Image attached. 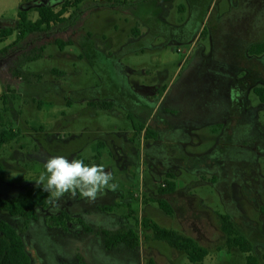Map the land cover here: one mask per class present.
<instances>
[{"label":"rangeland","instance_id":"374dc122","mask_svg":"<svg viewBox=\"0 0 264 264\" xmlns=\"http://www.w3.org/2000/svg\"><path fill=\"white\" fill-rule=\"evenodd\" d=\"M31 1L25 0V2ZM242 4L243 7L239 9ZM181 6L186 7V13L179 10ZM20 7L21 0H0V9L5 19H13ZM257 7L264 9V0H169L168 2L167 0H129L126 4L122 0L87 1L76 12L78 21L75 26L63 32H58L56 29V33L51 34L49 38H43L42 42L36 46L39 47L42 43L46 45L43 58L25 64L28 56H33L38 49H31L27 56L19 54L15 57L10 55V59L3 58V61L0 62V83L3 88L7 87V83L12 86L17 84L13 81L12 76L5 78L6 76L3 75L5 73L17 74L19 71L15 72V69H20L25 73L56 69L63 72L64 75L59 77L62 83L61 87L42 85L34 91L12 87L13 90L14 88L19 89V95L14 97L10 95L7 100L1 99L0 131L12 128L18 133V137L6 144L0 154V164L6 170L5 174L0 176V197L12 199L25 193L31 187L37 186L36 181L45 173L44 165L47 159L61 155L69 160L81 157L85 160V164L89 165L93 163L99 165V160L105 170L112 167L114 173L111 174L114 179L111 183L117 185L116 190L113 191L115 193L123 192V194L130 195L132 191L139 192V187L143 182L146 183L149 196L156 198L161 189L160 185L163 184L155 177L154 173H157V168L145 160L144 154L141 152L139 138L131 144L139 162H132L130 158H127L123 164L122 158L125 156L126 147L121 144L115 147L114 145L113 147L109 146L107 138L98 132L99 129L103 131L119 129L123 133L132 130V120L127 116L128 112L132 110L130 107L132 100L126 97L123 99L117 94V100L123 99L120 103L121 107L117 108L119 114H113L108 109L97 107L94 108L97 110L95 115L87 104H80L86 100L79 97L81 92L96 90V87H109L108 78L114 77V67H120L117 66L116 61L119 59L118 56L115 57L116 60L112 58L105 60L94 54L88 46L86 47L83 34L91 32L95 40L104 38L111 40L118 51H123V58L126 60L125 66L143 75L140 82L135 83L138 88L141 85L143 87L150 86L157 80L169 82L191 48L190 43L178 41L184 38V34L176 29L182 27L187 33L194 32L197 20L191 21L193 17L207 16L208 20L211 18V22L207 25V36L203 37L195 46V51L181 69L180 76L174 85L179 90L176 91L175 98L178 100L179 94L182 98V93L179 92L184 87H190L193 90L194 94L190 96L186 94L181 102L183 107L191 111V115L199 117L197 121L189 125L191 140L186 148L188 154L185 156L181 153L182 146H178L170 151L171 157H167L164 150L163 154L165 155L162 154L161 159L176 160V166L185 180L182 181V184L185 183L186 188L192 187L193 194L197 193L201 198L203 207L217 213V215L214 212L211 213V217H209V213L201 215L207 224L208 245L206 248L210 250V254L204 263H192L184 251L175 257V250L167 241L155 238L146 239L144 227L140 236L145 248L157 250L166 259V264H247L248 254L238 248L229 250L225 247L226 237L224 232L222 237L220 231L221 216L228 214L237 229L240 228L254 243L255 251L251 254L257 258L259 264H264V178H261L257 172L259 170L264 175V104L253 90V87H264V68L260 70L257 67L252 54L238 53V49L242 46L238 45L235 37L229 33L223 34L218 40L219 48L222 47L221 53L218 54L215 49L216 22L223 19V22L239 23L244 19L258 18L260 10L256 9ZM194 11L196 13H193ZM153 20L156 21L158 39L154 40L146 35L138 38L141 32L146 31L144 25L147 22L153 23ZM5 22V26L14 25L11 20H5ZM154 31L156 30L152 29L151 33ZM56 39L76 40V43L67 46L64 52L55 43ZM132 40L141 41V47L132 44ZM36 41L34 37H30L24 43L29 46L36 44ZM167 47L170 48V53L175 55V60L168 64H157L156 57L159 61L162 52ZM10 51H14V49ZM201 54L208 61V67L204 71L200 61ZM246 56L249 58V67L255 73L254 85L251 87H244L250 77L249 73H246ZM229 71L230 78L228 77ZM155 73L157 74L155 75ZM193 75L195 76L194 81L191 80ZM201 75L204 76V79ZM48 76L55 78L52 73L45 77ZM222 79H225V82H221ZM232 83L234 86L236 83L238 87V98L240 100L244 98L247 102L245 107H248L246 111L248 115L245 119L241 116V112L246 110L245 107L242 108L238 105L234 111L222 104L226 101L227 91L233 93V90L236 89V87H232ZM223 85L225 86L223 87ZM152 94L153 102L160 99L161 92ZM80 96H88V94ZM188 99L190 100L188 101ZM229 101L230 97H228ZM216 106L220 111L215 109ZM50 110L57 112L56 116L45 113ZM214 116L232 122L230 136H224L221 130H218L219 127H213L212 122H206L207 118ZM63 118L70 121L66 125L68 127L64 136L60 135V130L56 129L59 121ZM73 119H79V122ZM49 120L51 124H44ZM40 125L44 126L45 135L50 137V145L44 148L41 147L44 136L38 138L34 135L22 134L24 130L26 132V127L34 131L35 127ZM118 136L120 137V135ZM64 137L67 139H63ZM103 142L107 145L104 155L102 158L100 156L101 160L100 158L95 160V156L101 150L99 144ZM178 142L183 144L180 139ZM83 146L84 148H82ZM131 165L132 168L128 170ZM244 165L251 168L252 172L249 177H241L239 179L240 186L236 189L239 178L237 177L236 183L222 195L223 188L227 187L229 183V173H232L236 167ZM206 169H214L222 173L223 180L219 187H214L213 183L204 177L195 175V171ZM104 190L111 191L110 189ZM129 199L131 200V198ZM81 202L83 203L81 204ZM106 202L110 201L104 193L95 202H89L79 192L75 196L67 193L58 199L55 208L46 211L39 210V219L30 224L25 219L14 217L4 211H0V220L10 223L22 234L32 264H80L81 259L75 258L77 254L73 253L71 247L82 248L85 244L89 249L91 244L80 240L82 236L74 233L71 234L73 238L63 239L64 243L69 241L71 247L59 244L57 238L60 232L51 226V215L70 212L82 214L86 223H94L93 218L98 223H103L104 221L100 219L102 214L98 212V206ZM117 202H122V199H118ZM178 202L180 200L176 199L169 203L175 210L172 220L165 218L166 215L161 212L165 216L158 219V222L163 228L166 226V228L177 229L172 227L171 223L166 222L164 218L177 224L190 217L189 206ZM130 204L132 207L129 206V209L137 213L138 203L132 200ZM149 205L161 211L156 200H151ZM113 210L116 211L113 212L114 214L127 211L125 208L116 207ZM130 224L135 226L133 220L130 221ZM72 227L73 229L80 228V226ZM245 234L243 235L245 236ZM219 246L223 247L220 251L217 250ZM93 248L94 251L99 250V241L94 242ZM130 251L135 257L140 258V248Z\"/></svg>","mask_w":264,"mask_h":264},{"label":"crops","instance_id":"0c3cea01","mask_svg":"<svg viewBox=\"0 0 264 264\" xmlns=\"http://www.w3.org/2000/svg\"><path fill=\"white\" fill-rule=\"evenodd\" d=\"M25 0H21V4ZM169 0H167L168 2ZM180 11L183 13L187 12V9L185 6H181L179 8ZM193 13H196L195 11ZM1 14V20L5 22V20H11V22L18 21V13L13 19H5L2 10L0 9ZM37 12H32L29 16V19L36 21L38 19ZM208 20L207 16H204L203 18L197 17V22L195 25L196 30L191 33H187V31H184L182 27L176 29L181 34H184V38L179 39V42L183 43H190L191 48L189 50V53L185 56L179 67L175 70L172 78L169 80V82L163 80H157L153 82L150 86H142L138 87L135 86V83L140 82L143 75L139 73L138 71L131 70L130 68L125 66V58H123V51H118L113 42L111 40L107 39H100L95 40L94 35L91 32L84 33L83 36L85 38L84 45L96 55L99 57L108 60L109 58H112L113 60L115 57H119L117 61V66L120 67H114V77H109V87H96V90L88 91V92H81L82 94H88V96H80L81 98L86 99L84 102H81L80 104H87L90 111L92 113L97 114V110L94 108H103L102 104L101 106L98 105V103H106L110 105V108L108 110L112 111L113 114H119L117 111L118 107L120 106L121 101L126 98H130L132 100V104L130 107H132V110L128 112L127 116L132 120V130H128L123 133V131L119 129L114 130H101L99 129V133L104 135L107 138V143L109 146L114 147L121 144L122 146H125V156H123V164L127 158H130L132 162L138 161L137 156L135 155V150L131 144H133V141L139 138L140 144H141V152L144 154L145 160L149 161V164H153L157 168V173L155 174V177L159 179L158 181L166 183L169 181L168 175H173V179L171 181L174 182L176 190L173 193H164L160 190L162 189V185L158 184V182H155L156 184L160 185L161 189L159 190V195L156 198H153L149 196L146 183L145 184V193H144V202L143 204L140 203V201L135 197V193L133 192L129 194H123V192L115 193L113 191L104 190L102 193L109 199L110 202L103 203L98 206V212L102 214L103 223H98L95 218L94 223H86L84 221V217H82V214H69L74 220L73 222L69 223V230L65 231L64 229H57L59 231V239L57 238V242L59 244H62V246H70L69 241L63 242V239L66 238H73L71 235L74 233L75 235L82 236L80 240H84V242H88L91 244L90 248L87 249V246L84 244L82 248L79 247H71V250L74 254H77L75 258H80L81 263L80 264H147L150 262V260H154L155 264H166V259H164L157 250H148L145 248V244L143 240H141V246L139 247L141 249V256L140 258H137L131 253L133 250L135 251L137 248L132 249L128 247L124 243H120L117 245H113L110 248L107 247L106 241H105V233H117L124 230H128L129 228H133L134 226H131L130 221H134V225L136 228L138 227L139 233L142 232L143 226L139 221V215L141 214L143 216V219H149L157 224L160 225L158 222V219H162L163 216L166 215L165 218H169L172 220L173 215L175 214V210L171 206L172 201H175L176 199H179L180 204L185 203L189 206V218H187L185 221L178 222L177 224H174L173 221L169 222L168 219L164 220L168 223L172 224V227H175L177 229L168 228L171 230L177 231L179 234L193 238L195 242L201 246L207 247V236H208V230H207V224L205 219H202L203 216L206 213H209L211 217V213L214 211L209 210L202 206L201 198L198 197V194H193L192 187H187L186 184L183 183V177L181 176V172L177 168V161L173 159L169 160H162V154L164 150L166 151L167 157H171L170 151L174 148H177L178 146H182L181 153H183L185 156L187 153V146L188 142L191 140V135L189 132V125L193 123L194 121H197L198 118L191 115V111L188 110L186 107L182 106V100L185 98L187 94V87H184L182 90H180L179 93H182L178 95L179 100L175 99L177 96L176 91L177 87H173L178 79L179 73L183 66L186 64L188 58L190 55L195 51V46L199 43L201 40V33L203 29L205 28L206 21ZM217 28L220 26L216 22L215 24ZM188 27H192L189 25H186ZM146 28V31H143L140 33L138 38H141L143 35H146L148 32L147 24L144 25ZM158 31H154L150 33L151 35H148V37H152L154 40L158 39ZM55 33V32H54ZM208 31L203 35V37L207 36ZM53 34V33H52ZM147 36V35H146ZM155 36V37H154ZM202 37V38H203ZM18 33H14L12 36H10L8 39L4 41H0V51L3 50L6 47L11 46L17 41ZM29 38H27L24 41H28ZM24 41L19 42L17 47H13L14 51H9L5 56L2 58L0 57V62L3 61V58L10 59L12 55L19 56L25 55L27 56L29 54V51L32 49H40L44 47L43 51H40L41 57L37 60L44 57V53L46 51V45H43V43L36 47L38 44L42 42V40H37L36 44H31L29 46H26ZM72 43H76L75 41H71ZM132 44L136 45L137 47H141V41H133ZM156 43V42H155ZM154 43V44H155ZM66 49V48H65ZM65 49L63 50L65 52ZM170 48H165V50L162 52L160 56V60L158 61L156 57L157 64H168L171 61L175 60V55L171 54L169 51ZM117 55H116V54ZM11 55V56H10ZM29 57V56H28ZM53 57V56H52ZM37 60L30 61L28 58L25 61V64L32 63ZM8 63V62H7ZM24 64V65H25ZM56 69L46 70L44 72H31V73H25L20 69H15L14 71H19L17 74L12 73L10 74H3L6 76L5 78H8L12 76L13 81L17 82V84L12 86V84L7 83V87H4L0 83V102L1 99L5 97L7 100V97L10 95L15 96L19 95L17 88L12 87H20L27 91L29 89H32L34 91L35 89L38 90V87H41L42 85H45L46 87H61V81L59 79L60 76L64 75L63 72H60ZM52 73L55 78L53 79L51 76L45 77L46 75H50ZM157 73H155L156 75ZM18 75V76H16ZM108 88V90H107ZM101 89V90H100ZM107 92L105 93V91ZM154 92H161L160 99H158L156 102H153L154 96L152 93ZM117 94H119L123 99L117 100ZM173 95V97H172ZM227 96L234 97V94L230 91L227 92ZM181 98V99H180ZM35 100V99H34ZM70 101V100H69ZM186 104V102H184ZM7 105V104H6ZM215 109L217 111H220L219 107L216 106ZM198 112V111H196ZM48 115L56 116L57 112L53 111H47L45 112ZM225 118H220L218 116H214L212 118L206 119V122H212L213 126L217 125H223ZM79 122V119H73ZM159 123H158V122ZM74 122V121H73ZM68 123H70L69 119L59 121L57 128L60 130V135L64 136V132L67 129L68 126H66ZM44 124H51V121L49 120L47 123ZM66 126V127H65ZM212 127V126H210ZM26 132L22 134L25 135H34L38 138H42L44 136V139H42V145L43 148L45 146L50 145V137H47L48 135H45V129L44 126L40 125L39 127H35L34 131L32 129H29L28 127L25 128ZM120 135V137L118 136ZM63 139H67L64 137ZM181 140L183 144H179L178 140ZM169 141V142H168ZM153 142V143H150ZM100 146V155L101 158L104 155V149L107 147V145L103 142L99 144ZM84 148V146L82 147ZM163 154V156L165 155ZM96 157V156H95ZM100 158V160H101ZM79 159H82L79 157ZM84 162L85 160L82 159ZM95 160H98L95 158ZM98 164L100 165V161L98 160ZM139 162V161H138ZM145 162V161H144ZM132 168V165L128 168L130 170ZM142 170V169H141ZM106 171L110 173H114V170L112 167H108ZM243 175L244 173L241 172L239 168H236L233 170L232 173H229V183L227 187L223 188L222 195L225 194V191L232 186L237 177L240 175ZM195 175L199 177H204L209 182L213 183L212 186L219 187L222 180L223 175L220 171H216L214 169H206V170H197L195 171ZM165 177V178H164ZM140 188V187H139ZM131 198V200L129 199ZM118 199H122V202H117ZM136 201L138 203V212L134 213L129 209V206H131L130 201ZM151 200H156L157 202L163 201L168 203L172 210L173 214L169 215L167 214L163 209L160 208L161 211L156 209L155 207L149 205ZM188 202V203H187ZM120 208V209H127L125 212L114 214L113 209L114 208ZM132 207V206H131ZM133 209V208H132ZM161 212H163V215ZM187 213V212H186ZM215 215H217L216 212H214ZM81 215V216H79ZM199 215V218H198ZM81 220L84 222V225H87L91 231L87 232L84 230V226L81 223H76V220ZM211 220V218H210ZM72 226H80L78 229H73ZM163 227L162 225H160ZM166 228V226H164ZM146 229V239L147 238H154V233L152 230ZM241 233L245 234L240 228L238 229ZM220 231L223 235L222 226L220 228ZM246 237H248L245 234ZM249 239V238H248ZM99 241V250L94 251L93 248L94 242ZM202 244H201V242ZM254 244V243H253ZM175 257H177L180 252H183L182 250L175 249ZM97 252V253H96ZM187 255V254H186Z\"/></svg>","mask_w":264,"mask_h":264},{"label":"trees","instance_id":"16d2710c","mask_svg":"<svg viewBox=\"0 0 264 264\" xmlns=\"http://www.w3.org/2000/svg\"><path fill=\"white\" fill-rule=\"evenodd\" d=\"M87 1L97 0H32L31 2H23L18 12V21L14 22L13 26H5L1 20L0 14V41H4L18 33L17 41L9 47L0 51V57L5 56L13 47H17L19 42L27 38L34 37L35 40H43L49 38L52 33L57 29L58 32H63L76 25L78 15L76 12L79 7ZM111 1V0H109ZM125 4L129 0H122ZM74 10V11H73ZM72 11V12H70ZM32 12H37L38 19L33 21L29 19ZM206 29L204 30L205 34ZM56 33V32H55ZM55 43L64 50L67 46L71 45V41H64L56 39ZM44 47L34 52L33 56H29L30 61L37 60L41 57L40 51ZM253 52L257 54L264 53V45H256L252 48ZM56 71V70H55ZM255 93L264 102V88H256ZM5 99V97L3 98ZM5 104L6 101L4 100ZM109 109L110 105L106 103H98V105ZM18 133L12 128H6L0 131V154L6 144L17 139ZM100 151L95 157L100 158ZM6 172L5 167L0 164V176ZM169 181L160 190L164 193H173L176 188L173 181V175L167 176ZM43 186H34L28 189L25 193L20 194L18 197L12 199H5L0 197V211H4L14 217H21L26 222L36 220L38 211L40 209L46 210L57 204L58 199L51 200L50 194L42 189ZM51 200V202H50ZM159 207L167 214L172 215L173 210L171 206L163 201H159ZM73 218L66 212H61L59 215L51 216L50 221L57 227L69 230V223L73 222ZM222 230L226 237L225 247L229 250L233 248L240 249L243 253L248 254L247 264H259L257 258L251 254L255 251L254 244L246 236L241 233L232 222L230 215H222ZM76 223H81L84 230L89 232L91 229L84 225L81 220H76ZM142 226L145 229H150L154 233V238L157 240L167 241L173 248L184 251L192 263H204L205 259L209 256L210 250L195 242L193 238L183 236L175 230L161 227L159 224L149 220L143 219ZM105 241L108 248L120 243L126 244L128 247L135 249L141 246V236L136 226L117 233H105ZM223 247H218V251ZM0 264H32L31 257L27 251L26 243L22 234L13 227L10 223L0 220ZM147 264H155L154 260H150Z\"/></svg>","mask_w":264,"mask_h":264},{"label":"flooded vegetation","instance_id":"af4514ba","mask_svg":"<svg viewBox=\"0 0 264 264\" xmlns=\"http://www.w3.org/2000/svg\"><path fill=\"white\" fill-rule=\"evenodd\" d=\"M242 7H243V4L241 5V7L239 9H241ZM256 9H259L260 10L259 13H258V18L257 17H254V18L244 19V20H242L239 23L228 22V21H224L223 22V19L218 20L217 23H218V25L220 27L217 28V30H216L217 37H216V42H215V49L217 50L218 54L221 53L222 47L219 48V42H218V40L221 39V36L223 34L229 33V34H231V35H233L235 37V39L238 42V45L242 46V47H240L238 49V53L247 52L249 54H252L255 64L257 65V67H259L260 70H262L264 68V53L257 54L256 52H253L252 51V48L254 46H256V45H261V44L264 45V31H263V29H264V9L262 7H257ZM194 20H197V18H194L193 17V19L191 21H194ZM210 20H211V18H209V20L206 21V25H205V28L203 29L202 33H204V30L205 29H206V31H208V29H207L208 26L207 25H208L209 22H211ZM147 28H148V32H147L146 35L148 36V35H151L150 33H151V30L152 29L157 30L156 21L153 20V23L147 22ZM195 29L196 28H194V30ZM202 33H201V39H202V37L204 35ZM244 54H246V53H244ZM259 56H261L262 58L259 57ZM200 58H201L200 59L201 65H202V68H203V71H204L208 67V61H207V59L202 54L200 55ZM245 59H246V65H245V67H246V73L248 72L249 75H250V77H249V79H247L246 85L244 87H251L252 85H254V75H255V73L249 67L250 66L249 65V63H250L249 62V58L246 56ZM179 76H180V73H179ZM179 76H178V78H179ZM201 76L204 79V76L203 75H201ZM230 76H231V73L229 71L228 77L230 78ZM194 79H195V76L193 75L191 77V80L194 81ZM258 79H260V78H258ZM224 80L225 79H222L221 82H223ZM227 80H229V79H227ZM232 85H233L232 87H236V89L233 90L234 97L232 96L231 99H230V101L228 102V96L226 94V101L222 102V104H224L226 108H228V109L231 108L232 110L235 111V108L238 105L240 107L244 108L246 106V103L247 102H246V100L244 98L242 100H240L238 98V96H237V89H238V87L236 86V83H235V86H234V83H232ZM224 86L225 85H223V87ZM256 88H264V87H253L254 92H255V89ZM187 94H188V96L194 94L193 93V90L190 87L187 89ZM189 100L190 99H188V101ZM261 102L264 104L263 101H261ZM245 108H246V110L241 112V116H242L243 119H245L247 117V115H248V112H246L248 110V107H245ZM231 123H232L231 121L225 120V122H224L223 125H217V126H213V127H219L218 130L220 129L221 130V133L224 134V136L225 135L230 136L232 134L231 133V130H230ZM215 130L217 131V129H215ZM236 168H239L241 170V172L244 173L243 175L241 174L239 176V178H238V186L236 188V189H238V187L240 186L239 179L241 177H247L248 178L249 175H250V173L252 171H251V168L248 167V166H246V165H244L242 167H236ZM257 172H258V174L260 175L261 178H264V175L261 174V172L259 170ZM235 183H236V181H235ZM164 185L165 184H163L162 186H164ZM243 197H244V199H246L245 196H243ZM82 203L83 202H81V204ZM57 204H58V202H57ZM55 206L50 207V208H55ZM50 208H48L46 210H49ZM40 210H42V209H40ZM46 210H44V211H46ZM60 213H58V214H52L51 216H56V215H59ZM38 219H39V211H38V217H37V219L36 220L35 219L34 220H31L28 223L30 224V223H32L34 221H37ZM51 226L54 228V230L55 229H61L60 227L55 226L53 223H52ZM247 238H249V237H247ZM250 241L252 242L251 239H250ZM26 248H27V245H26Z\"/></svg>","mask_w":264,"mask_h":264},{"label":"clouds","instance_id":"9594fccd","mask_svg":"<svg viewBox=\"0 0 264 264\" xmlns=\"http://www.w3.org/2000/svg\"><path fill=\"white\" fill-rule=\"evenodd\" d=\"M44 168L45 173L36 184L38 187L43 185V191L50 194L51 200L67 193L75 196L79 192L89 202H95L104 189L115 191L117 188L115 183H111L113 175L103 165L85 164L82 159L53 156L47 159Z\"/></svg>","mask_w":264,"mask_h":264},{"label":"built area","instance_id":"2783aa9c","mask_svg":"<svg viewBox=\"0 0 264 264\" xmlns=\"http://www.w3.org/2000/svg\"><path fill=\"white\" fill-rule=\"evenodd\" d=\"M162 184H165L164 182H161ZM144 193H145V184L141 182L139 192L135 193V197L140 201L141 204L144 202ZM139 221L141 224H143V216L139 215Z\"/></svg>","mask_w":264,"mask_h":264}]
</instances>
